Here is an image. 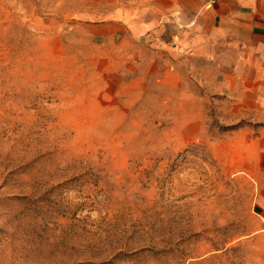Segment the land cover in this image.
<instances>
[{
    "label": "rangeland",
    "instance_id": "1",
    "mask_svg": "<svg viewBox=\"0 0 264 264\" xmlns=\"http://www.w3.org/2000/svg\"><path fill=\"white\" fill-rule=\"evenodd\" d=\"M107 7L0 0V264H264V113L210 86L195 18L162 54L182 76H144Z\"/></svg>",
    "mask_w": 264,
    "mask_h": 264
},
{
    "label": "crops",
    "instance_id": "2",
    "mask_svg": "<svg viewBox=\"0 0 264 264\" xmlns=\"http://www.w3.org/2000/svg\"><path fill=\"white\" fill-rule=\"evenodd\" d=\"M94 1L110 10L111 21L103 26L115 28V41L128 44L120 51L117 46V51L135 62L144 59V70L138 71L144 76L159 71L163 77L182 76L176 63L162 54L172 46L167 40L174 24L195 18L193 55L209 59L210 86L235 99L234 105L264 113V0ZM167 65L175 70L169 71ZM246 147L252 152L253 166L248 171L256 184L254 208L264 224V129L247 136Z\"/></svg>",
    "mask_w": 264,
    "mask_h": 264
},
{
    "label": "built area",
    "instance_id": "3",
    "mask_svg": "<svg viewBox=\"0 0 264 264\" xmlns=\"http://www.w3.org/2000/svg\"><path fill=\"white\" fill-rule=\"evenodd\" d=\"M212 1H213V0H211V2H212ZM194 24H195V19H192V20H190L189 23L186 24V25H184V24H182V23H177V24H176V28H177L179 31H184L187 27H191V26L194 25ZM179 41H181V37H179L178 34H175V35L172 37L170 43H171V45H173V44H178Z\"/></svg>",
    "mask_w": 264,
    "mask_h": 264
}]
</instances>
